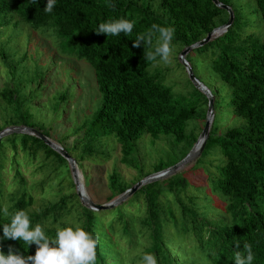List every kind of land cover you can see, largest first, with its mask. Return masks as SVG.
<instances>
[{
  "label": "trees",
  "instance_id": "trees-1",
  "mask_svg": "<svg viewBox=\"0 0 264 264\" xmlns=\"http://www.w3.org/2000/svg\"><path fill=\"white\" fill-rule=\"evenodd\" d=\"M219 1L233 10L234 23L225 34L197 48L211 59L207 66L210 80L221 85L209 89L215 97V117L196 165L141 187L113 209L90 210L77 192L64 198L49 192L53 197H43V206L37 210L33 208L37 199L32 190L43 191L44 183H28L20 169L17 150L21 149L30 160L39 158L40 167L54 172L55 177L63 166L70 172V165L38 137L23 133L6 136L0 142V251L7 255L11 247L25 256L35 255L37 245L4 239L3 224H10L12 215L24 210L33 228L40 224L47 236L55 238L58 221L75 216L74 206L69 208L68 203L76 197L84 221L81 223L78 216L77 222L61 223L60 229L81 227L98 236L96 264L129 263L124 255L128 245L135 255L130 264H143L145 254L155 255L158 264H235L237 252L246 255L245 244L252 248L253 264H264V37L246 33L256 24L260 34L264 33V0ZM46 5L47 0H0V32L14 20L16 26L28 25L33 32L55 34L65 38L79 60L93 67L102 102L79 128L84 134L73 141L74 146L68 149L61 144L78 167L82 169L87 158L108 157L100 147L109 137L115 138L121 145L122 162L135 167L139 174L129 183L114 171L108 186L111 201L142 179L182 161L205 126L192 127V122L199 120V106L194 104L193 96L203 99L202 108L208 106V99L191 80L192 95L185 92L186 88L176 89L169 84L156 63L144 59L143 43L133 47L134 39L153 24L172 27L173 47L183 50L225 25L229 13L212 0H56L51 13L45 12ZM119 19L134 22L131 35L96 32L101 23ZM157 37L158 34L153 37V50ZM1 54L3 61L9 62L7 51L1 50ZM40 77L41 72L36 71L27 83H35ZM23 90L24 85H7L0 91V98L9 118L12 113L7 110L21 122L16 125L29 126L32 113ZM55 99L60 104L67 100V93ZM220 113H228L232 124L224 125L223 134L217 135L215 123ZM8 121L0 125V132L12 125L13 121ZM201 121L206 122V114ZM79 129L75 132L79 133ZM145 135L151 136L150 146L154 149L157 141L166 143V158L158 159L152 169H147L140 159L138 144ZM8 144L15 151L9 161ZM80 147L81 153H76ZM6 164L14 170L15 188L5 181ZM198 168L205 174L210 193L192 181ZM72 185L76 187L74 182ZM53 187L50 185L46 195ZM215 198L219 199V207L214 204ZM4 207L9 210L7 217L3 215ZM129 208L134 209L132 213ZM170 227L176 233L170 232ZM173 243L181 248L190 243L191 255L180 253L179 259L173 258Z\"/></svg>",
  "mask_w": 264,
  "mask_h": 264
},
{
  "label": "rangeland",
  "instance_id": "rangeland-1",
  "mask_svg": "<svg viewBox=\"0 0 264 264\" xmlns=\"http://www.w3.org/2000/svg\"><path fill=\"white\" fill-rule=\"evenodd\" d=\"M16 23L17 22L14 20L11 21L9 24L11 28L3 27L0 32V91L7 85H24V97L27 98V106L32 113L31 120L27 124L29 125L28 127L32 125L33 127L31 128L43 134H49L48 138L53 140L56 144H63L66 148L70 149L76 143L73 141L77 138H81L84 134L83 129H79L81 125H83L84 121L91 119L102 102V95L98 90L95 71L87 61L79 60L76 50L67 45V41H64L65 38H60L55 34L32 32V29L24 24L22 28L17 30L15 26ZM263 27L264 24L261 22V28L263 29ZM260 32L261 30H258L257 24L254 28L246 29V33H254L256 36L259 34L264 37V33L260 34ZM173 49L170 63L165 64L159 62L155 65L160 69V75L167 78L169 84L175 85L176 89L182 88L185 90L186 88L187 91L185 92L192 95L193 89L190 86L188 71L180 61V53L184 49L181 50L178 46L173 47ZM1 50L7 51L9 62L3 61L4 58L1 54ZM187 58L194 67V69L191 68L195 76L205 86L211 90L220 87L221 84L219 81L212 82L209 78V71L207 69L211 61L209 56L204 52L194 49L187 55ZM36 71L41 72L42 77L37 79L35 83L28 84L27 81L30 77L35 75ZM63 92L67 93V100L57 104L55 97ZM202 100L203 99L198 96H193L194 104L199 106V120L192 122V127L196 124L204 126L206 123L205 121H201V119L203 114L207 116L208 106L202 108L204 105ZM7 112L12 113L13 119L9 118L4 111L0 98V125L12 119L13 122L8 121L12 122L11 126H23L16 125L21 122L13 111L7 110ZM229 118L228 113H224V115L220 113L218 115L215 123V127L217 129L219 128L217 135L223 134L224 125L232 124ZM78 129L81 131H79V133L75 132ZM114 139V137H109L102 147H100V150L102 149L105 154H108V157L87 158V160L82 163V169L78 167L80 176L83 179V183L80 182L84 186L86 194L97 204H107L112 201H108V197L110 196L108 186L110 182L109 177L114 171H118L122 178L129 183L133 182L139 174L135 167L122 162L121 145ZM150 140L151 136L145 135L138 144L140 159L147 169H152V165L156 163L158 159H165V152L167 150L163 148L166 146L164 141H157V149H154L150 146ZM7 146L6 156L9 161L13 158L15 151L9 144ZM81 150L82 147H80L76 153H81ZM25 156L26 155L21 149L17 150V159L21 162L20 169L28 179V183L32 184L34 181L44 183L43 191L39 189L32 190L33 196L37 199L33 208L38 210L43 206L41 201L43 197H45L46 200H50L53 196L49 195V192H56V195L63 198L77 192V186L70 167V172L65 166L59 168L56 173L57 176L55 177L54 172L40 167L41 160L39 158L34 161ZM199 157L200 155L183 165L177 173L190 170L196 165ZM6 166L4 170L5 181L8 186L15 188L14 170L10 169L7 164ZM192 181H194L196 185H202L205 187L206 192L210 193V188H208L205 182V174H203L199 168L196 171V177H193ZM72 182H74L76 187H73L74 185H72ZM50 185H54V187L49 190L46 195L45 192L49 189ZM195 193L197 195H202V193L197 191H195ZM197 195L195 196L198 198ZM129 198L124 202L128 201ZM214 200L215 206L219 207V199L215 198ZM73 206L75 216L69 215L70 217L61 218L55 225V228H60V224L65 222L70 223L73 221L74 224L77 222L76 218L83 215V210L79 206L76 197L69 200L68 207L71 208ZM129 209H131L130 213L134 210L133 208ZM80 217L81 223H83L84 216ZM109 218L110 217H107V219ZM49 222L52 223L50 227H53L52 219ZM176 231L175 228L170 227V232L176 233ZM174 238L176 239L178 237ZM172 247V256L175 259L180 258V253L185 256L191 255L190 243L183 245L182 248L176 244ZM124 249L126 251L124 254L125 258L129 262L127 264H130L135 260L134 252L130 249L129 245Z\"/></svg>",
  "mask_w": 264,
  "mask_h": 264
},
{
  "label": "clouds",
  "instance_id": "clouds-1",
  "mask_svg": "<svg viewBox=\"0 0 264 264\" xmlns=\"http://www.w3.org/2000/svg\"><path fill=\"white\" fill-rule=\"evenodd\" d=\"M36 2L37 0H32V3ZM55 4L56 0H47L45 12L51 13ZM22 25L15 26L22 28ZM8 27L11 28L10 25ZM133 29V21L119 19L101 23L96 32L108 36H119L121 33L129 36ZM157 34L156 46L153 50V37ZM174 35V28L153 24L146 33L137 35L133 47L139 48L143 43L146 61L168 64L171 62L170 57L174 50L172 44ZM2 211L5 217L9 215L7 207H4ZM3 234L4 239L20 240L29 246L35 244L37 249L35 255L28 256L11 247L7 255L0 251V264H96L99 237H94L80 227H76L75 230L72 227L58 228L55 238H50L40 224L33 228L28 214L20 210L12 215L10 224H3ZM244 248L246 255L237 252L234 259L235 264H253L254 254L251 246L245 244ZM143 264H158L156 256L145 254Z\"/></svg>",
  "mask_w": 264,
  "mask_h": 264
},
{
  "label": "water",
  "instance_id": "water-1",
  "mask_svg": "<svg viewBox=\"0 0 264 264\" xmlns=\"http://www.w3.org/2000/svg\"><path fill=\"white\" fill-rule=\"evenodd\" d=\"M212 1L214 2V4L217 7L226 10L229 13L230 17H229L228 22L225 25H222L220 27L215 28L212 32H210L207 35L206 38L195 43L194 45L189 46L188 48L183 50L180 54V61L186 67L191 82L195 85V87L198 90H200L201 92H203L206 95V97L208 99V110H207L205 126H204L196 144L193 146V148L189 152V154L179 163H177V164H175V165H173V166H171L165 170L151 174L150 176L142 179L137 184H135L131 189L124 192L122 195H120L115 200H112L111 202H109L107 204H97V203L93 202L88 197V195H86V192H83L84 186H82L80 184L81 183L79 180L80 173H79L78 166H77L75 159L61 145L56 144L53 140H51L50 138H48L47 136L42 134L40 131H38L34 128H31V127H28V126H11V127H8V128H6L0 132V142H1V139L3 137L9 136V135H12L15 133H23V134L33 135L35 137H38L42 141H44L48 146H50L55 151L60 153L68 161L70 168H71V171H72V174H73V177H74V180H75V184L77 186V194L79 195L82 204L85 207H87L88 209L93 210V211H103V210L113 209L116 206L122 204V202H124L129 197L133 196L141 187L148 185V184H151V183H154L156 181H160L162 179L169 178V177L177 174V171L183 165L192 161L193 159H195L196 157L201 155V153L203 152V150L207 144V140L210 136L211 127H212V123H213L214 116H215V97L213 96V94L211 93L209 88L207 86H205L195 76L189 62L187 61V55L189 54L190 51L197 49V48H201V47L205 46L206 44H208L209 42H211L212 40H214V39L218 38L219 36L223 35L224 33H226L234 23V12H233V10L228 5L223 4L219 0H212ZM217 31H219L220 33H219V35L215 36V32H217Z\"/></svg>",
  "mask_w": 264,
  "mask_h": 264
},
{
  "label": "bare ground",
  "instance_id": "bare-ground-1",
  "mask_svg": "<svg viewBox=\"0 0 264 264\" xmlns=\"http://www.w3.org/2000/svg\"><path fill=\"white\" fill-rule=\"evenodd\" d=\"M219 33H220L219 31L215 32V36H216V35H219ZM211 93H212V92H211ZM79 179H80V181L83 183V179H82L81 176L79 177ZM80 184H81V183H80ZM81 185H82V184H81ZM82 186H83V185H82ZM83 192H86L84 187H83ZM86 195H87V194H86Z\"/></svg>",
  "mask_w": 264,
  "mask_h": 264
}]
</instances>
